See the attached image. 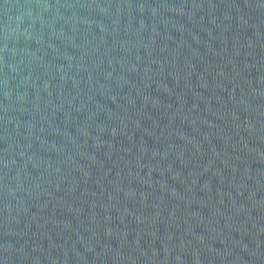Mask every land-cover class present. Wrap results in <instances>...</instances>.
<instances>
[{
	"label": "water",
	"instance_id": "obj_1",
	"mask_svg": "<svg viewBox=\"0 0 264 264\" xmlns=\"http://www.w3.org/2000/svg\"><path fill=\"white\" fill-rule=\"evenodd\" d=\"M0 264H264V0H0Z\"/></svg>",
	"mask_w": 264,
	"mask_h": 264
}]
</instances>
